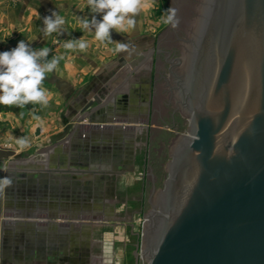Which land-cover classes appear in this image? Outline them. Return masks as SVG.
<instances>
[{
    "label": "water",
    "instance_id": "obj_1",
    "mask_svg": "<svg viewBox=\"0 0 264 264\" xmlns=\"http://www.w3.org/2000/svg\"><path fill=\"white\" fill-rule=\"evenodd\" d=\"M169 3L179 23L156 35L149 124L190 122L167 149L149 127L141 258L264 264V0Z\"/></svg>",
    "mask_w": 264,
    "mask_h": 264
},
{
    "label": "crops",
    "instance_id": "obj_2",
    "mask_svg": "<svg viewBox=\"0 0 264 264\" xmlns=\"http://www.w3.org/2000/svg\"><path fill=\"white\" fill-rule=\"evenodd\" d=\"M150 6L136 18L134 32L111 33L113 41L137 46L128 57L113 55L76 24L74 17L90 15L86 0H0V52L25 40L65 57L45 79L53 95L48 108L35 106L39 121L29 115L32 105L0 108V178L12 181L0 189L3 263L65 264L72 252L81 262L88 230L112 218L116 180L133 170L136 137L151 109ZM57 11L65 33L44 36L43 18ZM81 36L90 42L88 51L65 52L62 42ZM21 136L29 140L23 151L12 139Z\"/></svg>",
    "mask_w": 264,
    "mask_h": 264
},
{
    "label": "clouds",
    "instance_id": "obj_3",
    "mask_svg": "<svg viewBox=\"0 0 264 264\" xmlns=\"http://www.w3.org/2000/svg\"><path fill=\"white\" fill-rule=\"evenodd\" d=\"M154 0H86L89 9V16L74 17L76 24L82 31L93 35L94 41L112 52L113 55L127 53L128 57L137 54V46L128 42L113 41L111 33L134 32L137 29V17L146 5L152 4ZM176 11L169 7L161 15L158 23L176 27L178 20H175ZM99 17V19L97 18ZM44 36H51L53 33L58 36L64 34L66 20L58 11L51 16L43 18ZM57 43H61L59 40ZM109 45H114L108 48ZM62 47L67 53H86L90 47V42L83 36L62 42ZM52 49L43 47L33 49L31 42L22 40L10 51L0 52V106L5 108L25 109L27 106L33 107L29 110L32 120L39 121L41 118L36 115V105L40 109L48 108L52 93L45 87V79L49 74L54 73L59 63L64 59V55H52ZM51 56V58H49ZM9 116L14 115L9 113ZM4 113H0L3 118ZM24 112L19 113L22 119ZM19 151L29 147L27 137H13ZM6 147H12L6 144ZM10 177L0 178V189L11 184Z\"/></svg>",
    "mask_w": 264,
    "mask_h": 264
},
{
    "label": "rangeland",
    "instance_id": "obj_4",
    "mask_svg": "<svg viewBox=\"0 0 264 264\" xmlns=\"http://www.w3.org/2000/svg\"><path fill=\"white\" fill-rule=\"evenodd\" d=\"M170 0H154L150 6L148 20L154 26V38L152 39L151 74L153 78L156 35L165 27L158 23L164 11L170 7ZM157 2V3H156ZM151 90V89H150ZM151 100V97H150ZM3 106H0V108ZM5 108V107H4ZM172 126L167 127L160 118L158 126L149 124L146 120V128L136 137L135 162L132 172H129L125 179H117L114 190V206L111 212V219L99 221L102 225L92 226L88 230L85 251L81 262H76L72 252L71 259L65 264H146L147 260L140 255V244L142 236L143 214L153 209L147 202L148 191L151 189V182L145 179L148 133L149 127L156 128L153 134L161 138L167 149L170 140L174 135L187 136L189 118L182 116L178 110L172 114ZM73 248V246H72ZM73 251V250H72Z\"/></svg>",
    "mask_w": 264,
    "mask_h": 264
},
{
    "label": "flooded vegetation",
    "instance_id": "obj_5",
    "mask_svg": "<svg viewBox=\"0 0 264 264\" xmlns=\"http://www.w3.org/2000/svg\"><path fill=\"white\" fill-rule=\"evenodd\" d=\"M152 83H153V80H152V82H151V85H150V97H152ZM151 101V100H150ZM148 118L150 119V112H149V114H148Z\"/></svg>",
    "mask_w": 264,
    "mask_h": 264
},
{
    "label": "bare ground",
    "instance_id": "obj_6",
    "mask_svg": "<svg viewBox=\"0 0 264 264\" xmlns=\"http://www.w3.org/2000/svg\"><path fill=\"white\" fill-rule=\"evenodd\" d=\"M145 121V120H144Z\"/></svg>",
    "mask_w": 264,
    "mask_h": 264
}]
</instances>
